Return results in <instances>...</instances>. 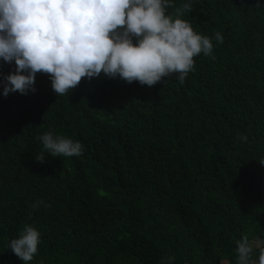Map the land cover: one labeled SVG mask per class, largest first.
<instances>
[{"label": "trees", "instance_id": "trees-1", "mask_svg": "<svg viewBox=\"0 0 264 264\" xmlns=\"http://www.w3.org/2000/svg\"><path fill=\"white\" fill-rule=\"evenodd\" d=\"M258 4L191 0L180 18L213 52L193 58L182 85L101 74L57 96L37 73L34 93L0 96V264H24L7 244L26 225L40 233L29 264H235L237 240L264 237ZM13 68L0 62V79ZM49 131L81 155L36 161Z\"/></svg>", "mask_w": 264, "mask_h": 264}, {"label": "clouds", "instance_id": "clouds-1", "mask_svg": "<svg viewBox=\"0 0 264 264\" xmlns=\"http://www.w3.org/2000/svg\"><path fill=\"white\" fill-rule=\"evenodd\" d=\"M172 5L173 0H0V62L14 65L0 79V96L34 93L37 73L47 75L57 96L101 74L148 87L174 75L182 85L193 58L211 56L213 43L180 18L191 0H183L175 17L168 11ZM213 38L222 42L219 33ZM36 139L42 147L35 159L41 163L45 155L78 157L83 151L79 141L51 131ZM257 162L264 166V157ZM39 243L40 233L26 225L7 248L29 264ZM235 252V264H264V237L242 236Z\"/></svg>", "mask_w": 264, "mask_h": 264}]
</instances>
